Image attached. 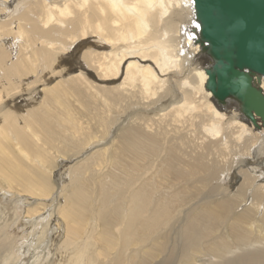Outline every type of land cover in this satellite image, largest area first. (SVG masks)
I'll list each match as a JSON object with an SVG mask.
<instances>
[{
  "label": "bare ground",
  "instance_id": "6f19581e",
  "mask_svg": "<svg viewBox=\"0 0 264 264\" xmlns=\"http://www.w3.org/2000/svg\"><path fill=\"white\" fill-rule=\"evenodd\" d=\"M196 24L193 0H0V264H264V135L206 90Z\"/></svg>",
  "mask_w": 264,
  "mask_h": 264
},
{
  "label": "water",
  "instance_id": "95a60500",
  "mask_svg": "<svg viewBox=\"0 0 264 264\" xmlns=\"http://www.w3.org/2000/svg\"><path fill=\"white\" fill-rule=\"evenodd\" d=\"M196 42L209 59L205 84L218 104L231 101L264 127V0H193ZM196 24V25H197Z\"/></svg>",
  "mask_w": 264,
  "mask_h": 264
},
{
  "label": "rangeland",
  "instance_id": "374dc122",
  "mask_svg": "<svg viewBox=\"0 0 264 264\" xmlns=\"http://www.w3.org/2000/svg\"><path fill=\"white\" fill-rule=\"evenodd\" d=\"M182 26H185V24L183 23ZM205 60H207V58L205 57ZM208 61V60H207ZM254 130L256 133L262 134L264 135V132L262 131V129L257 130L254 126H253ZM255 155H259V158H262L264 160V152L263 151H259L258 153H256ZM255 161V162H253ZM253 161L249 162L250 165V169H255V170H260L258 164L259 162L254 159ZM254 163L256 165H254ZM258 163V164H257ZM264 165V163H262ZM254 165V166H252ZM253 167V168H251ZM261 180L264 181V177H261ZM231 184H236L237 188L236 190H238L241 182L239 181V175L236 173V171H234V175L232 180L230 181ZM264 183V182H263ZM237 194V193H236ZM203 195V194H202ZM18 212L20 213V219L18 224L14 225V230L15 233L18 234V239L21 240L25 235H27L28 230H31L32 227H30V225H27L26 221L23 219L25 217V211L24 209H22L20 206H14L13 209L11 210V213L14 214V212ZM23 242L19 241V245L18 246H23ZM25 248V246H24ZM39 258H35L33 256V252L29 249V247L25 248L22 250V264H57L59 261L57 252H58V246H57V250L56 251H42L39 250ZM18 254H20V252L18 251ZM37 263H35V262ZM172 264H176V263H172Z\"/></svg>",
  "mask_w": 264,
  "mask_h": 264
},
{
  "label": "snow or ice",
  "instance_id": "6c2138e0",
  "mask_svg": "<svg viewBox=\"0 0 264 264\" xmlns=\"http://www.w3.org/2000/svg\"><path fill=\"white\" fill-rule=\"evenodd\" d=\"M199 26H200L199 24L196 25V27H199Z\"/></svg>",
  "mask_w": 264,
  "mask_h": 264
}]
</instances>
